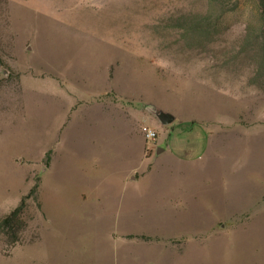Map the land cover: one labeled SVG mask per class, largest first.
I'll list each match as a JSON object with an SVG mask.
<instances>
[{"label": "rangeland", "instance_id": "rangeland-1", "mask_svg": "<svg viewBox=\"0 0 264 264\" xmlns=\"http://www.w3.org/2000/svg\"><path fill=\"white\" fill-rule=\"evenodd\" d=\"M209 2L0 0V90L16 89L18 64L40 69L62 58L112 61L124 87L148 93L150 129L162 148L165 140H193L200 144L192 153L196 160L218 157L221 148L226 155L227 177L211 179L216 187L210 185L209 203L201 207L200 264H264V70L258 41L245 42L250 27L260 32L258 3L239 0L209 38L184 36L183 18L206 13ZM39 110L46 125V105ZM157 111L176 119L165 125L167 132ZM32 115L0 116V218L39 182L30 173L44 174L36 162L48 141L33 136ZM230 189L233 203L225 205ZM242 197L248 203L242 205ZM42 199L47 219L31 201L24 241L7 255L0 243V264L88 262L81 256L104 244L110 227L72 225L63 205H50L47 192ZM98 230L100 238L91 241Z\"/></svg>", "mask_w": 264, "mask_h": 264}, {"label": "crops", "instance_id": "crops-1", "mask_svg": "<svg viewBox=\"0 0 264 264\" xmlns=\"http://www.w3.org/2000/svg\"><path fill=\"white\" fill-rule=\"evenodd\" d=\"M111 62L62 58L48 70L18 64L16 89L0 90V116L32 112L33 136L48 141L36 162L44 174L30 173L39 179L40 202L47 192L72 225L110 227L82 264H200L201 207L216 187L211 179L227 177L226 155L221 148L219 158L196 160L197 141L165 140L162 148L159 139L148 140L152 101L124 87ZM41 104L48 110L43 126ZM243 198L242 205L249 201ZM223 201L232 205L231 189ZM39 217L47 219L43 207Z\"/></svg>", "mask_w": 264, "mask_h": 264}, {"label": "trees", "instance_id": "trees-1", "mask_svg": "<svg viewBox=\"0 0 264 264\" xmlns=\"http://www.w3.org/2000/svg\"><path fill=\"white\" fill-rule=\"evenodd\" d=\"M210 6L206 13L194 16L184 17V23L180 24L185 31L184 36L190 35L192 39L198 37L200 39L211 37L215 28L220 25V21L230 12L239 8V0H209ZM237 2V3H236ZM258 13L260 21V32L250 27L245 42L252 45L258 41L260 48V72L264 70V0H257ZM233 5V7L231 6ZM231 6V7H230ZM216 12H219L218 14ZM260 41V42H259ZM49 157V155H48ZM31 201L37 204L38 209L42 210L40 202L39 182L31 189V191L21 200L19 206L11 213L5 215L0 220V243L4 246V252L7 255L14 250L17 244L22 243L20 234L27 228V222L24 219L30 208ZM14 248V249H13Z\"/></svg>", "mask_w": 264, "mask_h": 264}, {"label": "water", "instance_id": "water-1", "mask_svg": "<svg viewBox=\"0 0 264 264\" xmlns=\"http://www.w3.org/2000/svg\"><path fill=\"white\" fill-rule=\"evenodd\" d=\"M160 120L163 125H171L175 122V117L172 114L166 113L161 115Z\"/></svg>", "mask_w": 264, "mask_h": 264}, {"label": "built area", "instance_id": "built-area-1", "mask_svg": "<svg viewBox=\"0 0 264 264\" xmlns=\"http://www.w3.org/2000/svg\"><path fill=\"white\" fill-rule=\"evenodd\" d=\"M144 134L146 136V138L150 141H155V137H156V132H154L153 130H151L150 128L146 127L144 129Z\"/></svg>", "mask_w": 264, "mask_h": 264}]
</instances>
